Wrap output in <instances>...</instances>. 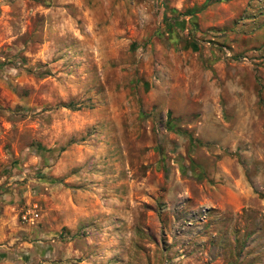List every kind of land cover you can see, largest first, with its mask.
I'll return each instance as SVG.
<instances>
[{
  "label": "rangeland",
  "instance_id": "obj_1",
  "mask_svg": "<svg viewBox=\"0 0 264 264\" xmlns=\"http://www.w3.org/2000/svg\"><path fill=\"white\" fill-rule=\"evenodd\" d=\"M0 220L61 243L26 264H264V0H0Z\"/></svg>",
  "mask_w": 264,
  "mask_h": 264
},
{
  "label": "crops",
  "instance_id": "obj_2",
  "mask_svg": "<svg viewBox=\"0 0 264 264\" xmlns=\"http://www.w3.org/2000/svg\"><path fill=\"white\" fill-rule=\"evenodd\" d=\"M118 35L119 32L118 34L113 35L114 40L115 38L116 40L118 39ZM81 174H84V172H81ZM72 176L78 178L77 177L78 175L76 176L73 174ZM87 176H88L87 179L89 180H91L92 177H95L97 180L100 179L99 175L91 176L87 173ZM82 177H83L82 179L85 180L84 176ZM103 191L104 188L100 183L92 184L91 187L81 188V189L78 187H72L71 188L72 193H70L71 205L74 211L80 212L81 216H78V214L75 213L73 214V217L69 219L70 221H65V223L69 224L70 227H74L75 225H77L78 222H81L84 223L83 225L87 226V228H89L91 231L92 228L102 223V221H105L104 219H97V220L92 219L89 216V214L85 212L86 208L78 203H75L74 201V197H76L77 195H81V196L98 195ZM3 222H4L3 220H0V224ZM38 229H39L38 233L33 232V234L31 235L33 239L24 236H15L14 238H12L10 242L7 241L3 243V241L0 240V264H26L27 255L30 259L37 258V260H41V258L45 259L47 257H54L55 254L53 253V249H55L56 246H59V244L61 243L55 240L46 241V238H51L50 236H48L51 234L48 231L49 229H44L43 226L39 227ZM86 239L90 241L91 237L87 236ZM62 246L64 247V245ZM65 247H66L65 251L62 253L63 257L70 255L72 253L67 245ZM82 252L83 251L76 250V253H82Z\"/></svg>",
  "mask_w": 264,
  "mask_h": 264
},
{
  "label": "built area",
  "instance_id": "obj_3",
  "mask_svg": "<svg viewBox=\"0 0 264 264\" xmlns=\"http://www.w3.org/2000/svg\"><path fill=\"white\" fill-rule=\"evenodd\" d=\"M38 217V213L35 209V206L34 208H30L28 209L23 215H22V218L23 220H28V221H33L35 218Z\"/></svg>",
  "mask_w": 264,
  "mask_h": 264
}]
</instances>
